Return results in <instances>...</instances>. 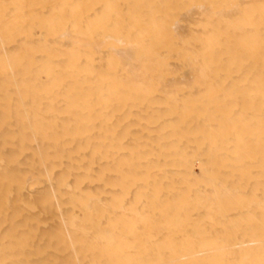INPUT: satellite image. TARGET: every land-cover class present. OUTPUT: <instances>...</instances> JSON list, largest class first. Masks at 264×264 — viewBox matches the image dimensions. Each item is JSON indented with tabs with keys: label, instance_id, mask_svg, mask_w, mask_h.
I'll list each match as a JSON object with an SVG mask.
<instances>
[{
	"label": "bare ground",
	"instance_id": "1",
	"mask_svg": "<svg viewBox=\"0 0 264 264\" xmlns=\"http://www.w3.org/2000/svg\"><path fill=\"white\" fill-rule=\"evenodd\" d=\"M0 264H264V0H0Z\"/></svg>",
	"mask_w": 264,
	"mask_h": 264
}]
</instances>
